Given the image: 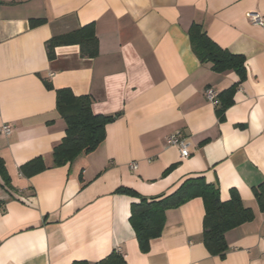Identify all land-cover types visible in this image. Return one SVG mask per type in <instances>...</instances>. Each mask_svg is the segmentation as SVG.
<instances>
[{
    "label": "crops",
    "instance_id": "1",
    "mask_svg": "<svg viewBox=\"0 0 264 264\" xmlns=\"http://www.w3.org/2000/svg\"><path fill=\"white\" fill-rule=\"evenodd\" d=\"M253 13L264 18V0H0V158L10 179L7 187L0 180V264H93L114 250L127 264H264V211L254 197L264 186V29L251 24ZM31 20L44 23L32 28ZM90 23L95 58L78 46L47 58L49 39ZM192 24L244 57L242 82L197 59ZM233 85L219 121L204 91ZM62 88L89 95L94 114L117 117L95 151L52 168L65 136ZM173 133L186 139L189 157L166 145ZM37 157L50 168L23 177L19 167ZM197 176L216 182L222 201L236 191L254 219L225 234L223 258L211 255L195 198L165 213L160 237L141 253L129 222L138 200L118 189L152 198Z\"/></svg>",
    "mask_w": 264,
    "mask_h": 264
},
{
    "label": "trees",
    "instance_id": "2",
    "mask_svg": "<svg viewBox=\"0 0 264 264\" xmlns=\"http://www.w3.org/2000/svg\"><path fill=\"white\" fill-rule=\"evenodd\" d=\"M30 27L34 28L44 23L43 20H31ZM192 52L202 63H209L211 70L216 73L234 72L239 82L246 76L245 59L217 46L211 41L203 28L192 24L188 30ZM47 58H54L57 47L78 46L80 55L93 59L98 55V40L93 23L80 27L78 30L52 37L46 43ZM235 85L221 94H217L219 106L216 114L219 121L223 120L224 110L232 104V93ZM46 88H49L46 85ZM56 111L65 123V136L51 153V166L62 167L73 162L80 155H88L95 151L105 140V128L112 123L117 115H99L91 110L92 98L89 95L75 96L68 88L55 91ZM41 157L19 167V173L26 178L37 175L49 169ZM173 168L170 167L166 172ZM165 172V173H166ZM0 180L4 186H9L10 179L4 163L0 158ZM119 193H129L137 198L131 204L129 222L135 232L141 253H148L152 240L160 237L165 213L174 210L186 202L199 198L204 207L202 221V242L209 254L223 258L228 250L225 234L242 224L254 219V213L245 207L238 193L230 191V198L222 201L216 182L210 183L202 176L185 179L172 193L168 195L146 198L123 188ZM254 197L259 211H264V186L254 189ZM73 264H90L86 261ZM93 264H127L122 255L114 250L110 255Z\"/></svg>",
    "mask_w": 264,
    "mask_h": 264
},
{
    "label": "built area",
    "instance_id": "3",
    "mask_svg": "<svg viewBox=\"0 0 264 264\" xmlns=\"http://www.w3.org/2000/svg\"><path fill=\"white\" fill-rule=\"evenodd\" d=\"M248 19L252 25L264 29V18L262 16H260L259 14H257V13L249 14ZM204 97L209 103H211L215 107L219 106V100L217 98V94L212 89H210V88L206 89L204 91ZM11 129L12 128L10 125H4L2 127V133L5 135H9L11 133ZM165 143L167 146H174V147L178 148L181 158L189 157V155H190L189 150H188L189 144L186 141V139L180 133H173V134L169 135L165 139ZM129 167L131 169H135L136 165L132 163L129 165Z\"/></svg>",
    "mask_w": 264,
    "mask_h": 264
}]
</instances>
